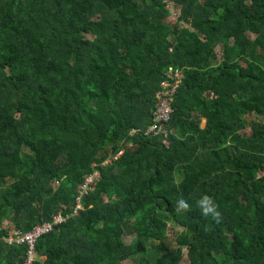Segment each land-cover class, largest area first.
Here are the masks:
<instances>
[{
	"label": "trees",
	"instance_id": "16d2710c",
	"mask_svg": "<svg viewBox=\"0 0 264 264\" xmlns=\"http://www.w3.org/2000/svg\"><path fill=\"white\" fill-rule=\"evenodd\" d=\"M170 65L165 140L144 131ZM2 187L0 264L26 254L5 221L28 231L57 213L35 264H178L182 245L189 264H264V0H0ZM205 194L219 222L193 206L165 245L176 200ZM146 239L163 254L131 261Z\"/></svg>",
	"mask_w": 264,
	"mask_h": 264
},
{
	"label": "built area",
	"instance_id": "2783aa9c",
	"mask_svg": "<svg viewBox=\"0 0 264 264\" xmlns=\"http://www.w3.org/2000/svg\"><path fill=\"white\" fill-rule=\"evenodd\" d=\"M176 15V13L174 14ZM182 82V69L175 65H170L164 72V79L161 83L160 89L156 93V103L153 112L152 122L145 129V135H162L164 139L169 136L171 130L169 129V122L173 116V102L175 96L181 86ZM137 130L133 129L132 132ZM124 152V149H120L117 154L108 158L104 163L111 162L112 159H117ZM99 177V172L95 171L88 175L83 183L79 196L76 198L75 205L72 214L75 215L80 209L83 208L81 200L85 194L88 193L91 184ZM67 217L61 213H57L53 216L52 220L39 223L33 226L30 230L24 231L13 224L4 222L3 228L6 230V234L2 237L4 242L8 245H25L26 254L23 264H35L39 260V254L35 246L37 241L43 235L50 233L56 226L64 223ZM43 261L45 257L41 258Z\"/></svg>",
	"mask_w": 264,
	"mask_h": 264
},
{
	"label": "rangeland",
	"instance_id": "374dc122",
	"mask_svg": "<svg viewBox=\"0 0 264 264\" xmlns=\"http://www.w3.org/2000/svg\"><path fill=\"white\" fill-rule=\"evenodd\" d=\"M215 53H216V58L217 60L219 59V57L222 55V44H219L216 49H215ZM257 116V115H256ZM255 115L254 116H249L248 117V121L251 120L252 118H255L256 117ZM241 132L245 135L249 134L251 132V129L249 127H247L246 129H243L241 130ZM123 149V148H121ZM177 170H180V166L177 168ZM100 177V175H99ZM99 177L97 179H99ZM6 187H2L0 188V192L2 190H4ZM217 205V204H216ZM217 208H218V205H217ZM184 217V214H177L175 217H167V216H164L165 220L168 221V223L170 224V227H172L174 229V232L172 233H169L170 236L168 239H166V244L165 245H170L167 241H170L172 244L174 243V236L176 233L178 232H184V228L181 226L180 222H179V218H183ZM176 232V233H175ZM135 238V235H129V234H125L124 237H123V241L125 243H131L133 241V239ZM160 241L158 243V241H154V240H150V239H146V240H143L141 243H140V246H139V251L138 253L134 256V258L131 259V261H135L137 259L140 258V256H143V255H146V256H149L150 258H154L157 254H163V251L160 247ZM172 246V245H170ZM185 245H182L180 247V249H182L183 251V257L182 259L179 261L178 264H189V259H188V256L186 254V249H185ZM157 248V249H156ZM159 251V253H158ZM130 261V262H131Z\"/></svg>",
	"mask_w": 264,
	"mask_h": 264
},
{
	"label": "clouds",
	"instance_id": "9594fccd",
	"mask_svg": "<svg viewBox=\"0 0 264 264\" xmlns=\"http://www.w3.org/2000/svg\"><path fill=\"white\" fill-rule=\"evenodd\" d=\"M193 206L199 210L201 216L211 217L212 220L219 222L220 212L218 211L217 205L213 198L207 194L200 196V198L195 201L194 205L189 199L183 197L178 198L175 202L174 211L177 214H181Z\"/></svg>",
	"mask_w": 264,
	"mask_h": 264
},
{
	"label": "crops",
	"instance_id": "0c3cea01",
	"mask_svg": "<svg viewBox=\"0 0 264 264\" xmlns=\"http://www.w3.org/2000/svg\"><path fill=\"white\" fill-rule=\"evenodd\" d=\"M204 124H205V120H203V122H202V125L204 126Z\"/></svg>",
	"mask_w": 264,
	"mask_h": 264
}]
</instances>
